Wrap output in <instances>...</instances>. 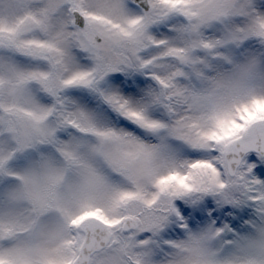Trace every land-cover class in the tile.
Segmentation results:
<instances>
[{
  "label": "snow or ice",
  "instance_id": "6c2138e0",
  "mask_svg": "<svg viewBox=\"0 0 264 264\" xmlns=\"http://www.w3.org/2000/svg\"><path fill=\"white\" fill-rule=\"evenodd\" d=\"M0 264H264V0H0Z\"/></svg>",
  "mask_w": 264,
  "mask_h": 264
}]
</instances>
